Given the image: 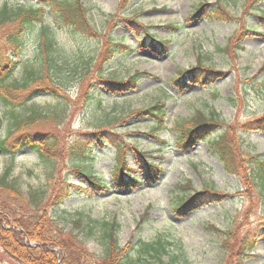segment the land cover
<instances>
[{
    "label": "rangeland",
    "instance_id": "rangeland-1",
    "mask_svg": "<svg viewBox=\"0 0 264 264\" xmlns=\"http://www.w3.org/2000/svg\"><path fill=\"white\" fill-rule=\"evenodd\" d=\"M80 2L97 32V40L78 45L65 31H58L62 51L85 57L98 48L104 52L109 43L122 42L133 54L115 55L104 66V76L124 83L134 75L138 79L136 88L110 95L97 85L90 95L97 97L98 104L89 103L79 109L81 90L86 91L88 85L97 81L94 70L83 79L80 90H75V83L67 90L69 95L65 98L77 105L70 108L64 122L61 118L44 121L28 130L32 135H53L58 158L46 156L45 148L41 152L47 158L27 147L13 157L0 154V177L7 173L8 181L14 182L27 200L32 193L48 192L50 203L42 206L46 211H38L28 202H8L4 206L13 210L19 220L3 221L0 227L20 233L25 249L40 251L43 245L39 238L44 240L47 249L36 252L40 254L37 257L42 259L51 253L55 264H68L71 256L83 257L78 264H160L157 258L138 257L139 240L168 243L166 253L159 255L162 264H170L173 256L178 257L174 264H264V191L255 189L246 176V166L236 175L227 174L210 146L212 139H223L243 165L247 159L264 158V130L251 127L264 114V20L260 18L264 15V2L130 0L124 9L120 0ZM3 3L23 5L25 0H0V7ZM202 3L207 7L219 3L226 14L221 20L196 17L194 12ZM144 28L155 39L168 40L165 54L151 52L148 39L146 46L140 47ZM6 33V28L0 29L1 41ZM31 43L28 42L22 62L33 55ZM78 47L80 51H76ZM199 58L206 67L213 68L215 79L207 85L189 82L186 88H180L178 82L172 81L178 70L194 67ZM159 101L165 105L166 114L161 128H155L147 119L133 118L134 112ZM27 105L26 111L36 107L46 113H59L63 109L59 99L49 94H37ZM194 113L214 114L220 122L191 150L175 148V123L188 120ZM0 115L5 120L1 130L4 136L9 117L1 104ZM100 130L115 134L113 141L122 146L131 169L129 179L141 180L143 175L137 162L139 155L133 150L136 148L149 155L148 163L157 166V180H143L135 188L114 187L115 149L112 139L97 144L93 135ZM151 132L166 141L167 146L160 147L148 135ZM82 134L91 136L86 139ZM78 141L88 144L87 158L69 157L68 147L75 148ZM74 165L91 172L107 188L93 192L84 178L70 169ZM63 180L70 187L69 197L50 209L55 200L52 196L63 186ZM187 182L195 190L204 185L214 188L220 199L186 217L175 213L173 199L181 196V187ZM185 189L186 194L192 191ZM35 221L33 233L38 238L28 239L25 233ZM104 223L115 225L111 239L116 245L109 252L101 239ZM223 233L229 236L226 241ZM245 233L254 239L242 254L239 244ZM3 244L0 242V264H29L6 253ZM120 248L122 253L117 250Z\"/></svg>",
    "mask_w": 264,
    "mask_h": 264
},
{
    "label": "trees",
    "instance_id": "trees-1",
    "mask_svg": "<svg viewBox=\"0 0 264 264\" xmlns=\"http://www.w3.org/2000/svg\"><path fill=\"white\" fill-rule=\"evenodd\" d=\"M130 0H120L121 9L126 8ZM254 3L264 2V0H253ZM223 6L215 3L212 7H207L206 3L200 4L194 12L196 17L206 16V18H216L221 20L226 13ZM224 12V13H223ZM264 12V9H263ZM260 18L264 20V15ZM133 23L137 21L133 18ZM137 24V23H136ZM140 29V25L137 24ZM7 29L5 39L0 40V104L5 109V113L9 117L7 120L6 134L1 136V130L4 128V119L0 115V154L13 157L17 151L23 147L39 152L43 156L42 148H45L46 156H53L58 158L59 150L57 149V141L53 135L41 136L32 135L28 130L34 126L39 125L41 122L60 120L64 122L69 117L70 108H75L77 105L75 101H70L65 98L69 95L68 89L75 83V90H80V85L83 79L95 70V78L97 81L88 85L87 90H81V108L89 103L98 104L97 97L90 91H95L97 85L102 87L110 95L125 94L136 88L137 78L133 75L131 78L126 79L124 83L115 79L114 77L104 76V66H106L118 54H127L131 56L133 51L121 43H109L107 49L102 52L100 48L92 55L81 56L74 51L67 54L62 51L61 45L57 39L58 31H65L69 36H72L79 43L97 40V32L89 23L87 13L83 8L80 0H25L23 5H9L3 3L0 7V29ZM255 29L253 32H257ZM142 36L139 38L141 48L146 46L148 39V48L158 56H162L167 52L168 40L155 39L153 35H149L147 29L142 30ZM261 35H264L262 33ZM31 41L33 55L26 61L22 62L25 51L28 47V42ZM3 48H7L3 51ZM79 47L76 51H80ZM216 51H221L216 48ZM84 57V58H83ZM99 58V59H98ZM21 63V65H19ZM20 67V69H17ZM215 71L212 67H206L201 58L197 61L194 67L190 69L178 70L174 82H178L180 88H186L187 84L200 83L210 84L215 79ZM37 94H49L56 99H59L60 107H63L59 113L43 112L36 107H29L28 103L32 101ZM63 95V96H62ZM133 114V113H132ZM131 114V115H132ZM133 118H144L153 122L155 128H161L166 121L165 105L162 102L155 104L134 112ZM216 115L211 114L205 116L201 113H194L188 120L175 123L177 137L174 146L177 149L191 150L198 142L205 139L208 134L213 130V126L219 123ZM251 127L255 130H264V114L252 123ZM9 129V130H7ZM102 133V134H100ZM100 134V135H98ZM86 139L90 138V134H82ZM113 132L97 131L93 136L98 145H102L104 140H110L115 152V165L112 170L113 186L116 188L132 187L135 188L140 182L148 181L155 182L158 178L159 170L157 166L147 162L146 153L137 151L139 155L138 165L142 169V179L131 178L129 179V165L125 160V152L122 146L114 140ZM148 135L156 140L160 147L167 146L166 141H161L154 133ZM111 136H113L111 138ZM210 146L213 153L218 157L222 163L224 171L229 175H236L243 172V167L247 170L246 176L255 186V189L264 191V158H250L246 160V165H243L239 158L232 152L227 142L223 139L216 137L210 141ZM41 148V149H40ZM43 150V151H44ZM66 150V149H65ZM70 151L69 157H88L90 151L87 143L78 141L75 148L68 147ZM120 151V152H119ZM250 162V163H249ZM73 173L81 175L87 183V187L93 192H102L107 188V185L102 184L91 172H86L80 166L74 165L70 168ZM53 172V170H52ZM192 190L191 193L186 194V189ZM76 189V188H74ZM183 192L181 196H175L174 212L186 217L190 213L200 210L202 207L214 203L220 199V193L214 188L209 186H202L200 190H195L187 182L185 187H181ZM54 197V202L50 205V209L60 205L66 198L69 197L70 187L63 180V186L60 187ZM30 200H27L20 192L19 188L14 182L8 181V174L5 173L0 177V223L6 220L16 219L15 212L10 210L8 206L11 202L15 205L30 203L34 204L38 211H46L42 207L45 203H49L48 192L32 193L29 195ZM40 208V209H39ZM48 208V209H49ZM49 209V210H50ZM13 221V220H12ZM38 221V220H37ZM31 223V230L26 234L28 239L38 238L33 232L36 229V222ZM16 224V223H15ZM14 225V222H13ZM24 227V223H22ZM30 225V226H31ZM29 226V227H30ZM22 227V228H23ZM114 224H103L101 239L105 248L113 251L115 245L111 239L114 232ZM213 228V227H212ZM214 229V228H213ZM0 242H4L2 248L10 256H18L21 260H26L29 264H55V257L53 254L47 255L45 258L37 257L39 253L47 249L45 241L41 238L40 241L43 247L39 250L23 248V238L20 233L14 231H3L0 227ZM24 230V229H23ZM42 230V226L41 229ZM31 232V233H29ZM224 240L226 241V233H223ZM254 237L245 233L241 238L240 248H243L242 254L245 253L247 246H251ZM18 245V246H17ZM168 243H163L158 240L156 243H145L138 241V257L142 258L148 256L150 258H157L160 261L159 255L166 253L165 246ZM72 246V245H71ZM121 253L123 249H117ZM241 253V252H240ZM177 256H173L170 264L177 261ZM83 257L71 256L68 264H78L82 261Z\"/></svg>",
    "mask_w": 264,
    "mask_h": 264
}]
</instances>
